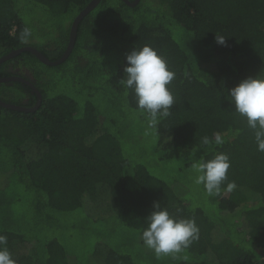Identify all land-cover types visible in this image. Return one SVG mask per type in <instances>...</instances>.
<instances>
[{"label":"trees","instance_id":"trees-1","mask_svg":"<svg viewBox=\"0 0 264 264\" xmlns=\"http://www.w3.org/2000/svg\"><path fill=\"white\" fill-rule=\"evenodd\" d=\"M90 1L0 0V57L32 46L57 60ZM144 45L176 74L156 127L121 84L126 54ZM254 61L264 78V0H99L61 63L27 50L1 61L0 78L18 71L41 96L30 110L29 84L0 82L1 101L28 109L0 105V234L16 264H264V152L227 93ZM71 127L74 142L61 133ZM217 133L222 145L202 143ZM221 152L231 163L221 194L190 192L194 165ZM154 201L194 219L199 239L157 258L140 239ZM73 230L84 235L77 248Z\"/></svg>","mask_w":264,"mask_h":264},{"label":"clouds","instance_id":"clouds-1","mask_svg":"<svg viewBox=\"0 0 264 264\" xmlns=\"http://www.w3.org/2000/svg\"><path fill=\"white\" fill-rule=\"evenodd\" d=\"M30 36L31 30L25 27L20 39L27 42ZM225 37L215 34L216 42L220 45L226 43ZM125 60V78L121 80V84L132 90L138 110L141 114L147 113L150 118L149 126L156 127L162 118L171 114L175 99L168 86L176 74L169 69L166 60L149 45L139 49L134 47L126 54ZM227 93L234 110L253 130L257 150L264 152V78L246 77L227 89ZM212 142L222 145L224 138L219 133L214 135V141L208 137L202 138L205 145ZM194 167L197 172L195 182L202 184L209 196H219L231 167L228 155L217 153L212 159L202 161ZM236 187V183L230 181L225 190L231 192ZM145 224L140 239L157 258L181 253L199 239V228L194 219L176 217L158 201L153 202L152 210L145 217ZM6 245L7 237L0 234V264H16Z\"/></svg>","mask_w":264,"mask_h":264},{"label":"water","instance_id":"water-1","mask_svg":"<svg viewBox=\"0 0 264 264\" xmlns=\"http://www.w3.org/2000/svg\"><path fill=\"white\" fill-rule=\"evenodd\" d=\"M126 4L128 5H134L136 4L139 0H133V2H130L129 0H123ZM99 0H91L79 13L78 15L74 18L71 27H70V33H69V42L68 45L64 51V53L57 59L54 61L49 60L44 54H42L40 51H38L36 48L32 47V46H25L16 50H12L11 52H9L6 55H3L0 57V62L8 59L14 55H16L17 53H19L20 51H30L32 52L38 59H40L43 63L47 64V65H56L61 63L62 61H64L66 59V57L68 56V54L70 53L72 46L74 44L75 41V37H76V30H77V26L79 21L82 19V17L88 13L91 9H93L97 4H98ZM8 80H21L24 81L25 83L29 84L32 89L36 92L37 94V102L35 104V106L33 108H31L30 110L36 109L41 101V96L40 93L37 91V89L31 85V83L25 79H22L20 77L17 76H10V77H4V78H0V82L2 81H8ZM0 105L6 108H11V109H18V110H28L22 106H18V105H14V104H10V103H6L0 100Z\"/></svg>","mask_w":264,"mask_h":264},{"label":"rangeland","instance_id":"rangeland-1","mask_svg":"<svg viewBox=\"0 0 264 264\" xmlns=\"http://www.w3.org/2000/svg\"><path fill=\"white\" fill-rule=\"evenodd\" d=\"M261 66H262V63L259 62V61H254L252 63V67H251V70H250V73H253L252 77L257 76V73L256 72H257V70L259 68H261ZM61 133L63 135V138L66 139L69 142H74V141H76L77 139L80 138L79 137V134L74 129L72 131V127L71 128L61 129ZM192 182L193 183H192V187L190 188V192H194V191H196V189L198 190L197 185H196V182L194 180H192ZM120 229H121V227H119L117 230H120ZM73 231H74V237H72V238L69 239V245L72 248H77V246H79V245H81L83 243V240H81L83 238V237L81 238V236L83 234L80 233L79 230H73ZM118 232H115L114 234L117 235ZM123 232H125V231L123 230ZM19 248L20 249L21 248L24 249V248H26V245L25 244H20V247Z\"/></svg>","mask_w":264,"mask_h":264},{"label":"flooded vegetation","instance_id":"flooded-vegetation-1","mask_svg":"<svg viewBox=\"0 0 264 264\" xmlns=\"http://www.w3.org/2000/svg\"><path fill=\"white\" fill-rule=\"evenodd\" d=\"M12 72V75L11 76H17L15 75V73H17L18 71H13V70H10ZM18 77V76H17ZM4 78V77H3Z\"/></svg>","mask_w":264,"mask_h":264}]
</instances>
